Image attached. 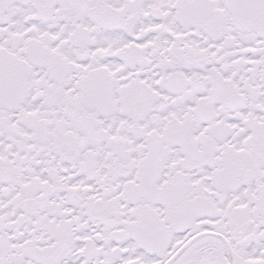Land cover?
<instances>
[{
	"label": "snow or ice",
	"instance_id": "6c2138e0",
	"mask_svg": "<svg viewBox=\"0 0 264 264\" xmlns=\"http://www.w3.org/2000/svg\"><path fill=\"white\" fill-rule=\"evenodd\" d=\"M0 264H264V0H0Z\"/></svg>",
	"mask_w": 264,
	"mask_h": 264
}]
</instances>
